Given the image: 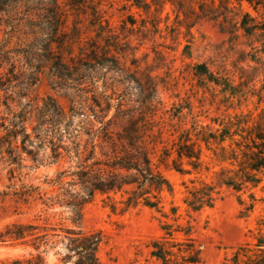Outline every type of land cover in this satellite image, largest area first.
Segmentation results:
<instances>
[{"label": "rangeland", "instance_id": "1", "mask_svg": "<svg viewBox=\"0 0 264 264\" xmlns=\"http://www.w3.org/2000/svg\"><path fill=\"white\" fill-rule=\"evenodd\" d=\"M66 2L58 0L55 6L53 0H0V52H7L10 58L0 73H7L12 84L19 86L14 89L19 93L11 96L12 106H41L48 97L53 98L68 115L73 135L79 133L76 140L90 148L91 142L100 141L93 137L100 122L91 110L99 113L103 94L113 98L106 119L113 116L119 101L126 108L138 107L150 98L156 111L150 115V110L144 109L147 114L140 121L137 140L150 152L155 172L170 188L164 185L161 190L146 183L140 188L125 186L128 193L96 192L82 206L78 219L60 205L42 212V218L58 226L97 233L101 238L98 264H161L151 256V242L162 235L163 222L192 225L205 264H230L240 245L254 247L259 240L264 242V169L257 174L258 182L245 183L237 191L220 184L222 170L236 171L238 167L217 159L213 150L220 149L215 143L208 149L197 141L202 153L198 168L187 158H179L174 145L186 129L195 141V124L215 130L235 114L250 115L253 120L264 109V30L248 35L234 26L248 13L264 28V9L256 10L246 0L240 4L231 0L225 11L227 19L222 15L214 19L200 16L199 10L202 3L211 6V0H86L74 10ZM218 3L216 0V7ZM91 50L114 59V70L94 66L88 55ZM80 59L91 67L83 66L78 74L73 64ZM58 60L69 64L72 86L59 85L52 69ZM199 64H205L220 85L199 74ZM12 65L14 74L8 73ZM79 86L87 87L88 92L81 93ZM4 99L5 92L0 90V110L5 108ZM72 108L80 113L70 116ZM174 112L183 118L172 117ZM112 130L122 128L118 125ZM106 150L97 147V154L102 156ZM69 164L42 166L24 181L40 185L50 195L58 186L45 181ZM8 170L0 163V191L10 184ZM13 182L19 187V176ZM203 183L215 185L219 198L213 207L194 212L184 200L190 189ZM132 190L148 192L145 196L159 201L161 211L146 206L143 196L137 206L125 209L123 201ZM22 209L32 217L43 206ZM7 221L6 212L0 209V229ZM19 253L20 248L0 244V258ZM48 261L53 264L56 258L50 253Z\"/></svg>", "mask_w": 264, "mask_h": 264}, {"label": "trees", "instance_id": "2", "mask_svg": "<svg viewBox=\"0 0 264 264\" xmlns=\"http://www.w3.org/2000/svg\"><path fill=\"white\" fill-rule=\"evenodd\" d=\"M53 1L57 6L58 0ZM85 1L67 0L66 5L73 10L79 9L85 5ZM235 1L240 4L243 0ZM246 1L256 10L264 9V0ZM218 2V7L215 6L216 0H211L209 7L204 3L200 4V16L215 19L222 15L227 19L225 11H228L231 0ZM254 21V18L245 13L241 20L234 22V26L236 30L241 29L248 35L257 30H264ZM6 54L7 52L2 54L0 52V68H3L4 63L10 59ZM88 55L89 59L94 61L92 63L94 66L114 70L116 63L114 59L100 57L95 50H91ZM81 61L80 59L79 63L73 64L78 74L82 73L83 66L91 67L90 64ZM11 68L8 73L14 74L15 65ZM52 69L59 79V85L72 86L69 64L58 60L52 64ZM198 73L208 75L210 81L220 85L218 78L209 73L205 64L198 65ZM6 74L0 73V90L5 92L3 102L5 108L0 110V163L9 167L10 184L0 191V209L6 212L8 218L0 229V244L20 248L22 253L0 258V264H49L50 253L56 258L53 264H98L97 253L101 238L97 233L52 224L48 222V218H42V212L60 205L68 208L78 219L82 206L96 192L116 193L125 190V186L136 184L140 188L146 183L161 190L164 185L170 188L169 182L155 172L150 152L137 140L140 121L147 114L144 109H149L148 113L154 115L156 104L149 98L141 101L138 107L126 108L125 104L119 101L113 116L106 119L113 98L103 94L104 104L100 101L99 113L91 110L100 122V127L93 137L100 141L91 142L88 148L87 144L82 146L80 141L76 140L79 133L73 135L68 115L53 98L48 97L41 106L34 107L28 103L20 108L13 107L11 96L13 93H19L14 90L19 86L12 84V79ZM78 89L81 93L88 92L87 87L79 86ZM84 98L88 99L87 96ZM157 104H161V101L158 100ZM77 113L80 112L72 108L70 116ZM170 115L178 119L183 118L180 112ZM118 125L122 131L114 132L112 127ZM193 128L195 141L192 140L190 129L178 134L174 145L179 158H187L190 165L198 168L202 164V153L197 143H205L208 149H212L210 146L215 143L220 149V152L213 150L217 159L222 162L229 161L238 167L236 171L222 170L220 184L240 191L245 183H256L260 180L257 174L264 169V109L253 120L250 115L235 114L228 121L220 122L219 128L215 130L197 124ZM225 143H228V147ZM97 147L107 148L102 153L104 157L97 154ZM164 154L169 156V149H165ZM64 163L70 164L65 169L58 168L54 178L45 181L49 185L58 186L51 189L50 195L40 185L24 181L31 177V172H37L42 166L61 168ZM17 176L21 184L16 188L13 179ZM68 177H71V180H66ZM75 186L79 188L76 189ZM125 192L128 193L127 190ZM131 192L132 194L123 201L125 209L137 206L143 196V203L146 206L161 211L159 201H152L145 196L148 192L140 194L136 190ZM218 198L219 191L216 190V186L203 183L200 187L190 189L184 202L190 210L197 212L205 207H213ZM6 201L13 205H5ZM39 205L43 206V210L32 217L31 212L22 209L23 206L32 209ZM112 207L115 209L114 205ZM176 211L177 208L173 207L172 212ZM75 219L73 218V222H76ZM161 229L162 235L151 242L152 257L161 264H205L201 249L192 236V225L163 222ZM230 264H264V242L259 240L254 247L249 243L240 245L235 250Z\"/></svg>", "mask_w": 264, "mask_h": 264}]
</instances>
